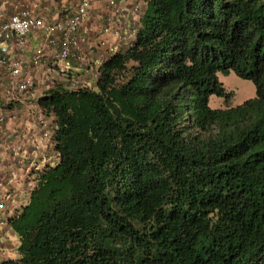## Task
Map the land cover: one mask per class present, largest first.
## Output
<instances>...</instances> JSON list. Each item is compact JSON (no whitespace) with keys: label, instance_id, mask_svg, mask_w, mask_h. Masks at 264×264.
Returning a JSON list of instances; mask_svg holds the SVG:
<instances>
[{"label":"trees","instance_id":"16d2710c","mask_svg":"<svg viewBox=\"0 0 264 264\" xmlns=\"http://www.w3.org/2000/svg\"><path fill=\"white\" fill-rule=\"evenodd\" d=\"M139 14L95 82L70 73L38 97L52 163L30 172L0 264H264V0ZM230 73L255 97L211 108Z\"/></svg>","mask_w":264,"mask_h":264},{"label":"crops","instance_id":"0c3cea01","mask_svg":"<svg viewBox=\"0 0 264 264\" xmlns=\"http://www.w3.org/2000/svg\"><path fill=\"white\" fill-rule=\"evenodd\" d=\"M78 3L79 0H0V9L4 15L10 16L23 6L37 4L35 14L45 17L49 23H56L70 18ZM143 7L144 0H90L88 15L78 35L79 51L83 50L82 54L91 59L99 56L101 58L99 61H103L109 56L106 46L111 47V44L108 43L115 44L117 51L125 50L134 39L140 19L139 12ZM104 23H112L114 31L105 34ZM126 28L129 30L131 28L130 32L133 35L128 40L120 39L117 32ZM87 48L90 51L87 52ZM36 49L43 50L45 59L56 54V50L47 46L42 33L38 32L28 37L27 46L23 51H14L8 55L11 59L22 60L23 76L34 79L32 97L20 98L16 95L10 97L7 93V80L0 73V203H4L0 208V263L16 256L18 241L5 221L28 199L31 188L30 172L52 163L51 137L43 138L37 123L38 116L42 114L38 97L54 81L61 78L44 63L35 67L29 63ZM94 69L95 73H92V69L81 70L73 63V70L83 72L85 76H88L89 71L93 74L95 82L98 66H94ZM55 77L58 80H55ZM4 98L12 104V108L3 107ZM46 121L48 129L52 132L51 119L46 118Z\"/></svg>","mask_w":264,"mask_h":264},{"label":"built area","instance_id":"2783aa9c","mask_svg":"<svg viewBox=\"0 0 264 264\" xmlns=\"http://www.w3.org/2000/svg\"><path fill=\"white\" fill-rule=\"evenodd\" d=\"M90 8V0H79L74 14L64 22L49 23L45 17L37 16V4L26 5L10 16L4 15L0 9V73L8 83V95L20 98L32 97L35 82L30 76H23L24 63L20 59H11L8 55L14 51H23L28 43V37L41 32L47 46L53 47L56 54L49 59L44 58L43 50L36 49L30 57L32 66L46 64L61 79L73 71V63H77L80 50L79 32L82 29ZM137 9H135V12ZM104 33L114 31L112 23H107ZM129 29H119L118 37L128 40L133 33ZM129 32V33H128ZM109 55L117 52L115 48L106 46ZM102 61H95L94 66H100ZM3 118H1L2 120ZM41 135L45 139L51 137V131L44 116L37 118ZM4 203H0V208Z\"/></svg>","mask_w":264,"mask_h":264},{"label":"rangeland","instance_id":"374dc122","mask_svg":"<svg viewBox=\"0 0 264 264\" xmlns=\"http://www.w3.org/2000/svg\"><path fill=\"white\" fill-rule=\"evenodd\" d=\"M106 24L107 23H104V26ZM131 28H130V31H131ZM121 42H124V41H121ZM108 44H111L112 48L117 49L115 44H112V43H108ZM88 51H90L89 48H87V52ZM82 52L83 50L79 51L78 53L80 60L76 63V66L80 67L81 70H84L85 68L87 70L92 69V73H94L95 71L94 62L96 60L97 61L100 60L101 58L98 56V57H93L91 59L90 57H86L85 54H82ZM87 72H88L87 73L88 76H85L83 72H79V71L77 72L73 70L71 73L74 76V82L77 84L83 85V84L89 83V79L94 80V76L90 74L89 71ZM54 79L58 80V78L56 77ZM218 79L220 83L222 84L223 88L225 89V91L231 94V97L229 99H223V98H217L215 96H211L209 99V106L213 109L234 107L237 105H241L247 100L255 97V87L249 80L241 79L233 73H230L229 75H226V76L218 75ZM43 86H45V84ZM3 102H4V105L7 103V101H5V98L3 99Z\"/></svg>","mask_w":264,"mask_h":264}]
</instances>
